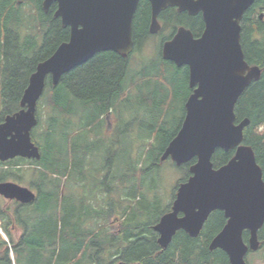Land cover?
Segmentation results:
<instances>
[{"label":"trees","instance_id":"1","mask_svg":"<svg viewBox=\"0 0 264 264\" xmlns=\"http://www.w3.org/2000/svg\"><path fill=\"white\" fill-rule=\"evenodd\" d=\"M55 8L56 4L52 3L45 13L42 0H0V122L7 114L19 109L20 97L37 63L49 57L61 42L68 40L69 29L62 27L60 19L53 15ZM149 16L147 4L140 2L132 20V33L136 41L134 51L139 50L143 38L149 37ZM162 19L167 28L162 34L164 38H169L171 30L178 25L197 32L192 28V24L198 21L196 17V20H189L181 14L172 19L162 16ZM240 25L244 58L248 64L258 66L261 73L239 96L234 113L236 121L243 118L250 120L243 130V141L252 148L264 181V0H256L244 12ZM161 43L159 38L156 53L144 57V61L132 72L128 62L131 55L123 58L113 51H102L62 74L56 85L51 84L49 77L46 78L44 91L37 103L38 123L31 133L32 141L40 149V159L17 158L0 164L12 166L0 168V181L18 182L25 173H30L29 187L37 191L36 199L30 204L0 202L1 228L8 239L5 241L0 236V264H108L111 261L117 264H229L225 252L208 248L212 238L226 222L222 211L214 210L209 214L198 236L191 237L178 230L168 246L162 248L157 243L153 225L161 214L170 209L171 203L161 212H156L152 220L149 214L161 205L149 214V208L143 205L160 203V196L149 200L141 191L143 199L132 201V205L123 207L124 216H117L120 231L116 235L104 232L102 223H96L95 229L85 227L87 218H100L103 215L102 210L94 211L88 200L92 191L83 193L78 203L66 204L68 194L64 190L65 183L69 182L71 186L76 181H84L86 184L89 178L87 158L96 152L89 148L88 138L95 133L99 134L103 156L105 154L107 157L99 167L109 169V182L105 178L99 183L103 188H110L109 183L115 177L120 183H125L137 173L148 177L159 172L157 161H160L167 143L177 133L184 111L179 125L158 150L159 129L154 132L145 129V135H151L150 139H154L144 142L143 146L146 147L140 149L139 159L133 157L134 161L130 163L122 161V165H116L119 174L112 175L110 166L113 153L103 141L109 132L105 131L106 122L102 116L109 114L110 109L114 108L115 112L125 107L124 100L131 89L136 92L147 89V93L141 95L143 110L151 101L153 107L147 110L155 115L156 120L159 123L170 122L169 119L176 113L172 106L175 98L183 87L187 93L190 92L188 69L164 60L160 53ZM155 83H158L157 87ZM170 90L173 101L166 104ZM42 102L51 108L52 114L47 117L42 111ZM162 102L164 106L160 108ZM123 110L127 112V109ZM131 112L125 115L136 116L137 112ZM71 117L76 121L72 122ZM233 152L217 149L211 158L213 167L225 164ZM23 162L33 164V168L28 172L14 168ZM194 162L195 158H192L178 167L173 165L181 171L175 188L187 179L189 166ZM123 164L129 165L125 172L119 169ZM89 165L92 166V163ZM146 181V189L157 184L154 179ZM132 187L126 196L136 195L144 186ZM257 234L260 242L258 249L262 251L264 261V223ZM242 237L247 241L246 230ZM10 250L14 260L10 257Z\"/></svg>","mask_w":264,"mask_h":264},{"label":"water","instance_id":"2","mask_svg":"<svg viewBox=\"0 0 264 264\" xmlns=\"http://www.w3.org/2000/svg\"><path fill=\"white\" fill-rule=\"evenodd\" d=\"M149 32L156 33L158 14L166 6L190 15L201 13L204 28L198 37L183 26L162 43L161 57L177 67H188L192 89L184 102L185 114L160 160L179 166L195 158L190 175L176 188L170 210L153 225L157 243L166 248L178 230L191 237L200 233L209 214L222 211L226 222L208 248L226 253L229 264H246L248 251L259 248L258 230L264 223V181L252 148L243 141L250 120L236 121L234 107L244 89L261 70L244 58L240 21L256 0H148ZM56 4L54 16L68 27V40L37 63L19 100V109L0 122V161L15 157L39 159L31 131L37 124L36 105L45 79L56 85L62 74L94 54L113 51L126 58L133 51L132 20L138 0H42L43 12ZM217 149L233 150L231 158L214 168ZM0 195L28 204L35 193L12 181L0 182ZM248 232L247 241L243 231Z\"/></svg>","mask_w":264,"mask_h":264},{"label":"rangeland","instance_id":"3","mask_svg":"<svg viewBox=\"0 0 264 264\" xmlns=\"http://www.w3.org/2000/svg\"><path fill=\"white\" fill-rule=\"evenodd\" d=\"M166 32H164L165 34ZM159 45V38L158 37H149L147 41L144 42L139 47V50L136 49L134 53L131 55V58H129V68L131 72L133 69H137L139 67V64L141 61H144V57H149L150 55H153L156 53V50ZM140 60V61H139ZM181 78V76H180ZM182 80V79H181ZM158 83H155V86L157 87ZM161 87V86H160ZM132 88H135L133 86ZM144 89L140 91V89L136 92L134 89H131V91L127 92L130 93L128 96H126V99L124 100L126 103V106L121 108L119 111L114 112V108L109 110V114L104 118L105 120V131L106 133L109 132L106 135V140H103L104 143L109 145L110 151H112L111 159H115L114 162L112 160L111 166H110V173L111 175L119 174V171H117L116 165H122V161H125L127 163H130V161H134V159L137 157L139 159V153H141V148L146 147L143 146L145 141L151 142L152 138L150 139L151 135L148 136L145 135V129L146 130H153V132L156 129H159V138L157 141V150L161 148V144L165 143L168 139V137L173 133L175 128L179 125L180 119L183 115L184 111V102L188 95L186 89L183 87L181 93L178 94V96L175 98L174 106L176 109V113L173 116V118L169 119L170 122H161L159 123L156 120V117L153 113H150L147 109L152 108V102L150 101L149 106L146 107L145 110H143L144 106H141V100H142V94L147 93ZM159 89L155 88V91H158ZM148 91V90H147ZM159 92V91H158ZM158 92L156 94H158ZM171 90L169 91V98L165 103L173 101L171 97ZM41 99V98H40ZM40 101V100H38ZM44 103V102H42ZM164 102L160 103L159 107H163ZM42 111H45V116L52 114L51 108L49 106H45V103L42 104ZM123 109H127V112L130 113V110L135 114L136 116H127L125 115L127 112H124ZM41 111V110H40ZM114 112V113H113ZM131 112V113H132ZM41 117L43 116L42 113H40ZM125 115V116H124ZM36 116H37V109H36ZM70 120L72 122L76 121L74 117H71ZM158 125V127H157ZM156 127V128H155ZM34 129V128H33ZM94 134V133H93ZM99 134H94L93 137H89V143L88 146L93 150V152H96V154H93L92 156H89L87 158L89 168V178L85 183L78 182L71 183V186L69 182L65 183L64 190L67 195L66 204L70 205V203L75 202L78 203L79 200L82 198L83 193H90L92 191V194L90 197H88V200L90 204L92 205L94 211L102 210L104 217H95L91 216L87 218L85 222V227L89 229H95L96 223H102V230L104 232H108L111 235L119 234L118 230L120 219L117 220V216L119 217L120 214L124 216V213L122 212L123 207H128L132 205L133 202H138L142 200L141 197V191L146 199L154 200L155 198L160 199L159 202H152L147 205V203H144L143 205L148 207V213L153 212L155 208L158 207L155 212L150 213L149 218L152 220L156 212H161L162 210L167 207V205L170 204L172 198H173V192L175 190V184L177 183L178 179L180 178L181 171L178 170L174 165V163L170 160H164L163 162L157 161V167H158V173H153L149 175L148 177H145V175H141L137 173L130 179L128 178L127 182L120 183L119 179L115 177L110 181V188H107L104 186L99 185V183L107 179V182H109V175L108 170L109 169H102L99 167L101 164L107 160V157L105 158V154L103 156L104 151L101 148L100 141L99 140ZM98 138V139H95ZM154 139V138H153ZM159 139H161L159 142ZM156 143V142H155ZM105 144V146H107ZM149 145V144H148ZM106 150V147H105ZM102 152V154H101ZM102 156V157H101ZM134 157V159H133ZM142 157H140V160ZM104 161V162H103ZM92 163V166L89 165V163ZM142 163V161H141ZM143 164V163H142ZM10 164H4L0 165V168L8 169L10 168ZM12 167V166H11ZM129 165L123 164L119 169L122 172H125L128 170ZM16 169L25 170V172H28L27 170H31L33 168V164L31 163H21L20 165L14 166ZM77 176V175H76ZM75 176V178H76ZM87 177V176H86ZM145 177V178H144ZM31 176L30 173H25L23 175L22 180H18V183L28 186L29 187V180ZM147 179L151 180L154 179L156 185L150 187L149 189L147 187ZM141 182V183H140ZM98 183V184H97ZM76 184V185H75ZM83 184H85V188H83ZM96 184V185H95ZM141 185L144 186L142 190H140L139 193H137L134 196H126L127 192H129L133 187L137 186L141 188ZM146 185V187H145ZM112 186V188H111ZM89 189V190H87ZM87 190V191H86ZM1 202V201H0ZM11 204V203H8ZM147 210V209H146ZM93 214H95L93 212ZM262 251L256 250V251H249L246 256L245 260L247 264H264V261L262 260ZM12 258L14 260V256L12 254ZM110 261V260H109ZM108 264H117L114 262H110Z\"/></svg>","mask_w":264,"mask_h":264},{"label":"flooded vegetation","instance_id":"4","mask_svg":"<svg viewBox=\"0 0 264 264\" xmlns=\"http://www.w3.org/2000/svg\"><path fill=\"white\" fill-rule=\"evenodd\" d=\"M142 1H145V3L147 4L148 11H149V13H150V12H151V5H150V2H149L148 0H138L137 8H138L140 2H142ZM137 8H136V10H137ZM135 12H136V11H135ZM53 13H54V12H53ZM181 14L184 15L185 17H187V19H189V20H192V18H194V20H196V19L198 18L197 23L194 22V23L192 24V28H193L194 30H196L197 32L194 33V32H192V30H191L190 28L185 27V26H183V25H178L177 27H175V28H173V29L171 30L169 38H164V37L162 36V34H163V31L167 30V28L164 26V23H163L164 21H163V19H162V16H164V17H168V18L172 19L174 16H180ZM195 17H196V19H195ZM157 19H158V22H159V24H160V28H159V30H158L156 33H150V32H149L150 16H149L148 34H149V37H158V38H160V39L162 40V43L165 42L166 40L170 39V38L173 36V34L176 32V30L178 29V27H180V26H183V27H185V28L190 29L194 37H198V36L202 33L203 28H204L203 19H202V15H201L200 12L197 13V14H195V15H190L187 11H178V9H177L176 6H166L164 9H162V10L159 12ZM199 20H200V22H199ZM149 37H147V38H143L144 40L142 39V41L140 42V44H144V42L147 41ZM132 40H133V43H134V47H133V51H134V48H135V45H136V41H135V39L133 38V33H132ZM162 43H161V46H162ZM160 50H161V47H160ZM133 53H134V52H133ZM131 54H132V53H131ZM182 66H184V67H186V68L188 69V67H187L186 65H182ZM182 66H180V67H182ZM189 90H190V92L192 91L191 88H189ZM190 92L188 93V95L190 94ZM188 95H187V96H188ZM3 162H4V161H3ZM3 162L0 161V164L3 163ZM34 192H35L36 195H37V191L35 190V188H34ZM0 201H1L2 203H7V202L12 203V201H14V200H7V199H5L3 196L0 195Z\"/></svg>","mask_w":264,"mask_h":264},{"label":"bare ground","instance_id":"5","mask_svg":"<svg viewBox=\"0 0 264 264\" xmlns=\"http://www.w3.org/2000/svg\"><path fill=\"white\" fill-rule=\"evenodd\" d=\"M94 103V102H93Z\"/></svg>","mask_w":264,"mask_h":264}]
</instances>
